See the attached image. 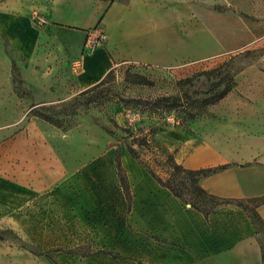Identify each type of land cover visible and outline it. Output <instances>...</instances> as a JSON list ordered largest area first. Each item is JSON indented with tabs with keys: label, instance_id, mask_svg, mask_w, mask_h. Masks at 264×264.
I'll list each match as a JSON object with an SVG mask.
<instances>
[{
	"label": "rangeland",
	"instance_id": "374dc122",
	"mask_svg": "<svg viewBox=\"0 0 264 264\" xmlns=\"http://www.w3.org/2000/svg\"><path fill=\"white\" fill-rule=\"evenodd\" d=\"M137 1L158 2L153 51L160 59L170 55L173 65L121 62L85 81L81 35L70 39L72 47L62 37L54 39L34 8L33 23L23 32L37 36L28 54L0 19V264H179L190 258L176 254L174 243L151 227H137L136 217L150 218L140 201L133 206L143 178L128 157L149 175L167 179L177 160L153 135L165 125L188 126L187 112L204 107L203 91L221 77L203 71L223 65V76L228 72L236 79L247 66L264 72V0ZM19 2L0 0V13ZM220 46L218 54L184 59ZM140 76L151 82H137ZM159 96H180L184 107L167 111L138 102ZM184 176L176 179L188 183ZM243 211L261 234L263 249L264 225L254 204Z\"/></svg>",
	"mask_w": 264,
	"mask_h": 264
},
{
	"label": "crops",
	"instance_id": "0c3cea01",
	"mask_svg": "<svg viewBox=\"0 0 264 264\" xmlns=\"http://www.w3.org/2000/svg\"><path fill=\"white\" fill-rule=\"evenodd\" d=\"M19 1L10 12L0 13V19L15 45L28 54L33 51L37 36L33 39L23 32L26 23H33L34 8L45 18L46 30L54 34V39L62 37L70 45L75 34L85 42L90 29L103 27L108 40L93 54H85L81 75L85 81L103 75L121 62L163 67L176 63L169 60L170 55L160 59L158 51H153L154 37H158L160 28L158 2ZM222 51L220 46L184 59H201ZM236 82L229 94L208 106L206 114L188 126L165 125L155 132L153 140L173 151L177 162L185 168L223 166L201 177V186L224 199L248 200L264 197V72L247 66ZM128 160L137 166L143 178L137 185L133 206L140 201L142 211L150 218L136 217L134 222L144 230L151 227L158 237L174 243L176 254L190 257L179 264H261V234L243 206L223 203L206 215L161 186L134 158ZM111 180L116 186V177ZM145 188L147 195L141 194ZM254 209L256 218L264 225V201Z\"/></svg>",
	"mask_w": 264,
	"mask_h": 264
},
{
	"label": "trees",
	"instance_id": "16d2710c",
	"mask_svg": "<svg viewBox=\"0 0 264 264\" xmlns=\"http://www.w3.org/2000/svg\"><path fill=\"white\" fill-rule=\"evenodd\" d=\"M224 69L225 68L223 65H219L218 67H215L213 69L203 71L202 74H208V75L215 74L217 76L220 75L221 78L216 83H213L210 89L203 91L204 93L200 97V101L202 102V105L204 107L202 109H199L198 111L190 110L187 112L191 122L199 118L200 116L206 114L209 105L218 102L235 88L237 84L235 77L236 74H231L226 72V74L223 76L222 73H224L225 71ZM193 78L194 77L192 76V77H187L185 79H180L178 81V84L183 85L189 83L193 80ZM104 79L105 78H103L99 83H102ZM137 82L150 83L151 81L146 79L144 76H140V80ZM221 85H224L222 89L218 91L214 89ZM212 90H215L214 93L208 94ZM185 96H187V93H185ZM138 102L141 104L151 105L153 107L167 111L176 110L180 106L184 107V103H182L184 101H182V97L180 96H159L153 100L138 99ZM35 112L36 115L41 116L45 120L52 121L49 115L40 113L39 111H35ZM131 153L133 156L136 157L137 153H135L134 149H131ZM172 164H173L172 168L174 173L167 179H163L162 177L158 176L156 173L152 171H150V173L159 182L161 186L167 188L174 196L180 198L183 202L190 204L192 208L202 211L206 215L211 213L215 207L223 203H235L239 206L246 207L247 203L252 202L254 206H256L260 202L264 201V197H258L248 200L224 199L207 192V190H205L200 184L201 177L209 175L221 169L223 166L213 167V168L188 169L174 160ZM178 174H184L185 175L184 177L186 178V180H188V183L185 182V180H177L176 175ZM128 196L130 195L127 192V197ZM255 217H257L256 212H255ZM262 255L264 258V248L262 249Z\"/></svg>",
	"mask_w": 264,
	"mask_h": 264
},
{
	"label": "built area",
	"instance_id": "2783aa9c",
	"mask_svg": "<svg viewBox=\"0 0 264 264\" xmlns=\"http://www.w3.org/2000/svg\"><path fill=\"white\" fill-rule=\"evenodd\" d=\"M41 19L45 20V18L42 16ZM107 40H108V34L105 32L102 26L99 25L90 29L85 39L87 53H93L99 41H107Z\"/></svg>",
	"mask_w": 264,
	"mask_h": 264
},
{
	"label": "bare ground",
	"instance_id": "6f19581e",
	"mask_svg": "<svg viewBox=\"0 0 264 264\" xmlns=\"http://www.w3.org/2000/svg\"><path fill=\"white\" fill-rule=\"evenodd\" d=\"M96 49H97V48H96ZM96 49H95V51H96ZM95 51H94V52H95ZM94 52H93V53H94ZM93 53H87V54H93Z\"/></svg>",
	"mask_w": 264,
	"mask_h": 264
}]
</instances>
